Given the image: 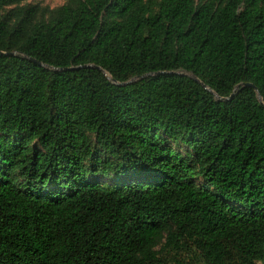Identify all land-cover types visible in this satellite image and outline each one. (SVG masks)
<instances>
[{
    "label": "trees",
    "instance_id": "16d2710c",
    "mask_svg": "<svg viewBox=\"0 0 264 264\" xmlns=\"http://www.w3.org/2000/svg\"><path fill=\"white\" fill-rule=\"evenodd\" d=\"M32 12L0 21V264H264V0Z\"/></svg>",
    "mask_w": 264,
    "mask_h": 264
},
{
    "label": "rangeland",
    "instance_id": "374dc122",
    "mask_svg": "<svg viewBox=\"0 0 264 264\" xmlns=\"http://www.w3.org/2000/svg\"><path fill=\"white\" fill-rule=\"evenodd\" d=\"M71 0H19L12 5L0 7V21L6 22L11 28H15L20 20L27 17L29 11H33L29 16L30 24L47 22L51 19L56 10ZM16 53V51H10ZM172 148L181 154L189 153L188 148L182 142L172 144ZM108 182L109 180H105ZM196 185H204L199 177L193 179Z\"/></svg>",
    "mask_w": 264,
    "mask_h": 264
},
{
    "label": "water",
    "instance_id": "95a60500",
    "mask_svg": "<svg viewBox=\"0 0 264 264\" xmlns=\"http://www.w3.org/2000/svg\"><path fill=\"white\" fill-rule=\"evenodd\" d=\"M246 86H251L250 84H245Z\"/></svg>",
    "mask_w": 264,
    "mask_h": 264
}]
</instances>
